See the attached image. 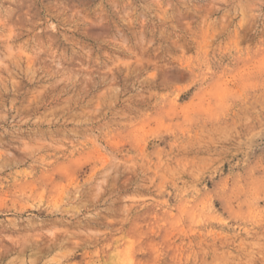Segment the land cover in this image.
<instances>
[{
    "label": "rangeland",
    "instance_id": "374dc122",
    "mask_svg": "<svg viewBox=\"0 0 264 264\" xmlns=\"http://www.w3.org/2000/svg\"><path fill=\"white\" fill-rule=\"evenodd\" d=\"M0 264H264V0H0Z\"/></svg>",
    "mask_w": 264,
    "mask_h": 264
}]
</instances>
